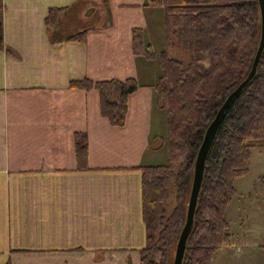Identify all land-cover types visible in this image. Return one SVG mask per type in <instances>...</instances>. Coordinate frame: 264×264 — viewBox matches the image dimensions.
<instances>
[{
  "label": "crops",
  "instance_id": "crops-1",
  "mask_svg": "<svg viewBox=\"0 0 264 264\" xmlns=\"http://www.w3.org/2000/svg\"><path fill=\"white\" fill-rule=\"evenodd\" d=\"M144 1L3 0L0 264H139L146 236L137 167L158 151L149 146L153 90L130 95L116 127L100 115L96 90L69 84L143 79L132 30L147 27ZM73 4L101 22L84 42L51 44L49 9ZM75 133L87 137V170L77 168Z\"/></svg>",
  "mask_w": 264,
  "mask_h": 264
},
{
  "label": "trees",
  "instance_id": "trees-1",
  "mask_svg": "<svg viewBox=\"0 0 264 264\" xmlns=\"http://www.w3.org/2000/svg\"><path fill=\"white\" fill-rule=\"evenodd\" d=\"M142 8L147 27L132 30V53L143 79H83L69 87L96 90L100 115L116 127L125 122L130 95L144 86L152 88L154 125L149 146L161 141L154 150L162 154L160 163L137 167L146 236L139 264H173L198 149L216 112L251 69L261 15L258 0H145ZM77 10V4L49 9L44 26L51 44L85 41L92 26L83 24L84 29L76 30L83 27L72 20ZM3 12L0 0V51L5 49ZM159 26L163 35L155 55L148 39L151 29ZM174 51L188 62L174 58ZM155 110L164 116L162 129L156 127L161 121H156ZM255 140L264 146V49L254 77L225 111L207 155L182 264H210L213 254L229 245L232 234L225 213L235 194V180L248 170ZM74 144L77 168L87 170L86 134L75 133ZM170 196L174 203L169 206Z\"/></svg>",
  "mask_w": 264,
  "mask_h": 264
},
{
  "label": "rangeland",
  "instance_id": "rangeland-1",
  "mask_svg": "<svg viewBox=\"0 0 264 264\" xmlns=\"http://www.w3.org/2000/svg\"><path fill=\"white\" fill-rule=\"evenodd\" d=\"M97 10L98 13H101L100 8ZM78 15L81 14L76 12L72 20H78L81 26L83 24L93 26L101 22V16L96 14L95 11L89 17L82 15L79 17ZM64 22L70 24V17L68 21ZM159 22H161V19ZM79 29H84V26L77 27L76 30ZM162 35V27L150 31L148 41L151 43V50L155 55H157L158 47L161 45ZM171 54L174 58L178 57L177 59L181 58L186 63L188 62L187 57L183 54L177 55L175 51ZM155 118L156 121L158 119L161 121L156 127L162 129L160 125L164 120V116L155 110ZM161 143L157 140L152 146L158 148ZM252 143L253 146L248 157V170L244 176L235 180V194L225 213L232 238L229 245L221 247L213 254L210 264H264V146H259L263 144L262 141L255 140ZM160 152H156V155L154 152L151 155L156 156V159L151 161L150 164L160 163L159 156L162 154ZM173 203L174 196H170L168 205L170 206Z\"/></svg>",
  "mask_w": 264,
  "mask_h": 264
},
{
  "label": "water",
  "instance_id": "water-1",
  "mask_svg": "<svg viewBox=\"0 0 264 264\" xmlns=\"http://www.w3.org/2000/svg\"><path fill=\"white\" fill-rule=\"evenodd\" d=\"M258 4L260 8V15H261V33H260L259 44H258L256 53H255V56H254V59L251 65V69L248 72L246 78L243 81H241V83L226 97L223 104L220 106V108L216 112L213 120L210 122V124L208 125L204 133L202 143L198 149V152L195 158L193 178H192V184H191L188 205H187V210H186L185 223L178 237V241H177L176 248H175V254L173 258V264H182V260H183V256H184V252L186 248V242H187V239L193 227V218H194L195 208L197 204V198L199 195V191H200L201 183L203 179L205 161L209 153V150L212 146L215 135L219 129L220 123L224 117L225 111L228 109L231 103L235 100V98L239 96L243 88L254 77L259 59L264 49V0H258ZM91 12H92V9H89L86 11L85 15L89 17Z\"/></svg>",
  "mask_w": 264,
  "mask_h": 264
}]
</instances>
